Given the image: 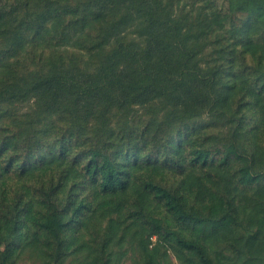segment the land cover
I'll use <instances>...</instances> for the list:
<instances>
[{"label": "trees", "instance_id": "16d2710c", "mask_svg": "<svg viewBox=\"0 0 264 264\" xmlns=\"http://www.w3.org/2000/svg\"><path fill=\"white\" fill-rule=\"evenodd\" d=\"M216 1L0 0V264H264V0Z\"/></svg>", "mask_w": 264, "mask_h": 264}, {"label": "rangeland", "instance_id": "374dc122", "mask_svg": "<svg viewBox=\"0 0 264 264\" xmlns=\"http://www.w3.org/2000/svg\"><path fill=\"white\" fill-rule=\"evenodd\" d=\"M221 0L216 1L215 5H220ZM152 109V108H151ZM151 111L146 114L139 110L137 114H130L128 116H119L117 120L124 123L128 119V124L134 121V123L144 124L147 121L146 115H149ZM154 241V239H152ZM85 243L89 247L98 246L100 244L99 239L91 240L88 236L85 238ZM112 254L109 256L104 255V258H110L112 263L116 264H140L141 254L136 248V244L131 240L130 236L124 237V239L119 244H114L111 246ZM86 252H78L76 254L67 256L64 262L60 264H76L82 263V255ZM168 264H182L170 251L168 256ZM15 264H52L42 252H37L35 249L26 248L17 260Z\"/></svg>", "mask_w": 264, "mask_h": 264}]
</instances>
